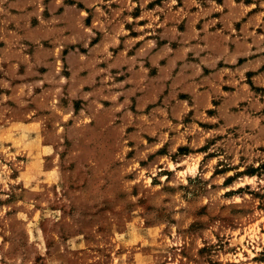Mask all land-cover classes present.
I'll return each mask as SVG.
<instances>
[{"label":"rangeland","instance_id":"obj_1","mask_svg":"<svg viewBox=\"0 0 264 264\" xmlns=\"http://www.w3.org/2000/svg\"><path fill=\"white\" fill-rule=\"evenodd\" d=\"M0 264H264V0H0Z\"/></svg>","mask_w":264,"mask_h":264},{"label":"crops","instance_id":"obj_2","mask_svg":"<svg viewBox=\"0 0 264 264\" xmlns=\"http://www.w3.org/2000/svg\"><path fill=\"white\" fill-rule=\"evenodd\" d=\"M256 14H257V13L250 14L251 16H250V17H249V16H248V17L246 16V18H248V19H249V18H253ZM212 17H215V16H212ZM215 19L217 20L218 18H215ZM217 27H218V26H217Z\"/></svg>","mask_w":264,"mask_h":264}]
</instances>
